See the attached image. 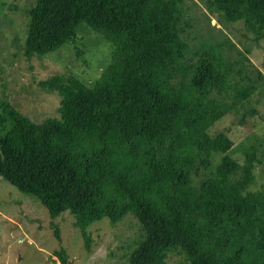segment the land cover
Returning a JSON list of instances; mask_svg holds the SVG:
<instances>
[{
  "label": "trees",
  "instance_id": "1",
  "mask_svg": "<svg viewBox=\"0 0 264 264\" xmlns=\"http://www.w3.org/2000/svg\"><path fill=\"white\" fill-rule=\"evenodd\" d=\"M184 1L34 0L25 58L73 41L81 27L112 51L90 86L69 73L37 82L58 95L57 117L34 122L0 101V179L50 219L71 213L86 248L90 224L132 215L142 235L128 264H167L171 251L185 264H264V189H247L256 155L247 148L238 163L227 129L209 133L227 113L242 109L239 123L255 113L243 108L256 89L250 72L263 77L243 54L191 51ZM204 6L264 38V0ZM54 254L66 264L63 250Z\"/></svg>",
  "mask_w": 264,
  "mask_h": 264
},
{
  "label": "rangeland",
  "instance_id": "2",
  "mask_svg": "<svg viewBox=\"0 0 264 264\" xmlns=\"http://www.w3.org/2000/svg\"><path fill=\"white\" fill-rule=\"evenodd\" d=\"M204 1H184V34L190 50L212 45L222 47L232 58L243 54L248 61H244L246 67L254 65L264 79V38L254 40L240 21L218 22L215 14L206 11ZM33 3L0 0V101L5 99L19 114L39 122L58 116L59 97L42 90L37 82L53 74L69 73L90 86L109 62L112 45L100 34L81 27L73 41L43 56L25 58L22 43L27 10ZM250 78L256 89L243 108H253L255 113L245 115L243 123L238 122L242 109L227 113L209 127V133L227 129L232 143L229 154L238 163H242L245 149L253 148L257 161L247 189L257 190L264 189V139H259L264 133V82L254 71ZM219 156L215 154L214 161ZM87 231L88 248L73 225L71 213L63 211L50 219L37 200L0 179V264H60L54 254L60 250L66 264H128L127 256L142 235L139 223L130 214L114 225L101 219L90 224ZM165 261L185 264L177 251L169 252Z\"/></svg>",
  "mask_w": 264,
  "mask_h": 264
},
{
  "label": "water",
  "instance_id": "3",
  "mask_svg": "<svg viewBox=\"0 0 264 264\" xmlns=\"http://www.w3.org/2000/svg\"><path fill=\"white\" fill-rule=\"evenodd\" d=\"M264 139V133L262 135H259V139Z\"/></svg>",
  "mask_w": 264,
  "mask_h": 264
}]
</instances>
